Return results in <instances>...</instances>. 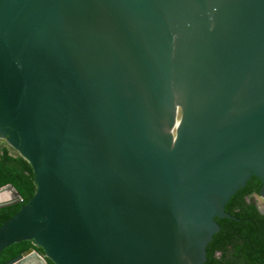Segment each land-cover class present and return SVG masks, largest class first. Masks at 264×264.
Returning a JSON list of instances; mask_svg holds the SVG:
<instances>
[{
  "label": "water",
  "instance_id": "water-1",
  "mask_svg": "<svg viewBox=\"0 0 264 264\" xmlns=\"http://www.w3.org/2000/svg\"><path fill=\"white\" fill-rule=\"evenodd\" d=\"M0 141L36 185L0 251L44 250L4 264H205L264 200V0H0Z\"/></svg>",
  "mask_w": 264,
  "mask_h": 264
},
{
  "label": "trees",
  "instance_id": "trees-1",
  "mask_svg": "<svg viewBox=\"0 0 264 264\" xmlns=\"http://www.w3.org/2000/svg\"><path fill=\"white\" fill-rule=\"evenodd\" d=\"M11 184L22 198L21 202L0 207V224L14 215L34 194L36 185L30 164L4 142L0 146V185ZM262 182L253 177L226 205L232 218H216L220 231L207 246L205 264H264V214L254 202ZM29 250L44 254L32 240L15 242L0 251V264ZM48 264H55L47 258Z\"/></svg>",
  "mask_w": 264,
  "mask_h": 264
},
{
  "label": "rangeland",
  "instance_id": "rangeland-1",
  "mask_svg": "<svg viewBox=\"0 0 264 264\" xmlns=\"http://www.w3.org/2000/svg\"><path fill=\"white\" fill-rule=\"evenodd\" d=\"M3 144H4V142L0 141V146ZM6 145H8V144L6 143ZM253 200L257 204L259 210L264 212V200L262 199V197L256 195V196H254Z\"/></svg>",
  "mask_w": 264,
  "mask_h": 264
},
{
  "label": "bare ground",
  "instance_id": "bare-ground-1",
  "mask_svg": "<svg viewBox=\"0 0 264 264\" xmlns=\"http://www.w3.org/2000/svg\"><path fill=\"white\" fill-rule=\"evenodd\" d=\"M12 197V193L10 191H6L0 196V200L9 199Z\"/></svg>",
  "mask_w": 264,
  "mask_h": 264
}]
</instances>
